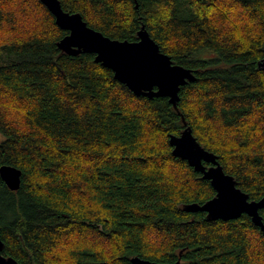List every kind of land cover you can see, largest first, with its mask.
Here are the masks:
<instances>
[{
  "label": "trees",
  "instance_id": "16d2710c",
  "mask_svg": "<svg viewBox=\"0 0 264 264\" xmlns=\"http://www.w3.org/2000/svg\"><path fill=\"white\" fill-rule=\"evenodd\" d=\"M59 2L110 39L134 42L144 27L196 80L180 88L179 113L167 98L137 97L93 54L62 53L68 33L40 0H0V167L21 171L16 191L0 178L2 255L264 264V233L248 216L182 210L215 192L169 145L182 115L249 200L264 196V0Z\"/></svg>",
  "mask_w": 264,
  "mask_h": 264
},
{
  "label": "water",
  "instance_id": "95a60500",
  "mask_svg": "<svg viewBox=\"0 0 264 264\" xmlns=\"http://www.w3.org/2000/svg\"><path fill=\"white\" fill-rule=\"evenodd\" d=\"M40 2L54 17L56 26L68 33L57 42V48L62 53L70 56L93 54L94 62L112 71L113 78L135 96L167 98L179 113L177 104L180 88L194 82L196 78L191 70L173 64L144 27L137 32L134 42L110 39L90 28L80 14L65 12L59 0ZM258 66L264 67V60ZM180 116L184 129L178 136H169L172 156L187 162L194 172L201 174L203 180L209 181L215 192L214 197L202 205L186 204L182 210L187 213H205L207 221H229L246 215L264 233L260 215V211L264 210V196L258 201L249 200V196L236 186L234 178L223 171L216 155L198 143L184 117ZM0 178L10 191H16L20 187L21 171L4 165L0 167ZM3 249L4 243L0 237V264H16L13 258L2 255ZM130 264L169 263L134 257L130 259ZM173 264H181L180 258Z\"/></svg>",
  "mask_w": 264,
  "mask_h": 264
},
{
  "label": "bare ground",
  "instance_id": "6f19581e",
  "mask_svg": "<svg viewBox=\"0 0 264 264\" xmlns=\"http://www.w3.org/2000/svg\"><path fill=\"white\" fill-rule=\"evenodd\" d=\"M262 62V61H261Z\"/></svg>",
  "mask_w": 264,
  "mask_h": 264
}]
</instances>
